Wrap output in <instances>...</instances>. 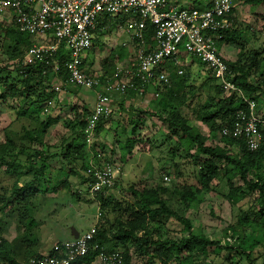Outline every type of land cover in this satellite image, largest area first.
<instances>
[{"label":"trees","instance_id":"16d2710c","mask_svg":"<svg viewBox=\"0 0 264 264\" xmlns=\"http://www.w3.org/2000/svg\"><path fill=\"white\" fill-rule=\"evenodd\" d=\"M242 3L254 6L264 4V0H242ZM200 6L198 4L196 7ZM209 6L210 4L207 5ZM231 18V27L219 31L221 38L218 46L224 42L239 48L235 59L224 58L231 72V81L246 99L254 101L256 113L264 116V74L259 70L260 66L264 65V56L255 49L245 48L243 32L248 30V27L245 25L243 29H239L236 27L239 20L234 18L233 13ZM3 25L0 22V30ZM5 30L8 35L5 52L14 64L12 69H9V65L0 66V101L8 103L9 99H19L20 104L15 108L16 117L39 122L37 129L24 130L20 138L26 139L29 143H41V137L46 130L57 122V119L51 116L40 119V113L47 109L44 107L45 102L53 93L51 77L54 76L65 84V75L63 70L55 75L52 67L44 63L22 65V56L32 41L28 35L20 33L11 25H7ZM151 32L152 28L148 26L145 34L146 43H149ZM23 47H26L24 51ZM127 55V49L120 45L109 57L111 60L123 61ZM165 68L169 84L157 88L156 105L165 115L161 118L166 123L170 135L178 138L177 143L184 140L183 155L186 157L187 151L194 150L192 156L199 168L198 186L177 187L180 203L187 209L201 203L206 193L215 190L214 181L223 179H226L228 187L224 197L231 205H237L239 201L248 197L253 198V203L248 211L238 214L235 224L228 226L231 240L222 241L201 233L198 225L194 226L189 219L175 211L163 198L167 192L165 187L155 186L149 189L143 187L138 190L130 186L127 191L131 201L125 203L123 208L112 195L98 196L99 216L96 222L95 241L105 251H120L124 264H131L129 246H134L136 252L142 257L146 256L151 264L156 261L161 264L180 263L182 259L180 255L183 253L189 262L197 264L200 258L208 257L210 252L215 250L226 251L230 256L236 257V264L242 260L245 264H257L253 250L264 238V152L262 149L254 151L248 149L241 138L221 135V129L229 127L236 111L245 108L246 105L235 94L224 95L205 64L202 68L206 75L199 85L193 83V78L185 73L186 69H182L183 73L178 74V67L172 63H168ZM114 70L115 68H110L109 64H106L102 75H110ZM257 74L260 79L256 77ZM129 93L134 94L132 91ZM197 97L198 100L193 102ZM183 107L190 112L192 122H199L207 128V135L202 134L189 118L182 114ZM88 108L87 105L81 108L75 105L71 108L73 116L67 126L68 133L60 142L58 153L43 155L35 151L28 157L27 166L19 159V156L25 153L24 146L16 149L14 142L8 138L0 143V168H4L7 174H14L17 178L10 188L9 195L6 197L0 195V214L5 212L6 207L17 204L15 228L19 230L13 240L6 239L2 235L5 222L0 219V264H31V259L42 255L39 251L38 238L33 232L38 222L34 217L35 206L31 197L39 190L37 188L39 181L46 179L45 171L51 164V158L60 157V163L64 168L62 172L65 173V178L56 180L57 184L52 187V191L57 185L66 188L72 186L70 177L78 178L79 185L86 181L89 152L84 142V129L86 117L90 112ZM120 108H123L121 104ZM102 123L96 127V137L101 131ZM215 138L218 139V143L207 144L209 139L213 141ZM118 145L120 159L125 160L127 155L132 154L135 140L128 137ZM176 151L177 149L172 154L175 155ZM38 158H41V164L36 167L35 162ZM25 168L32 173V178L20 185L19 179L26 174L23 171ZM234 176L240 179L241 185L235 186L232 183ZM171 220L182 226L180 236L173 238L158 235L157 226L166 228ZM94 254L90 253L89 259Z\"/></svg>","mask_w":264,"mask_h":264},{"label":"rangeland","instance_id":"374dc122","mask_svg":"<svg viewBox=\"0 0 264 264\" xmlns=\"http://www.w3.org/2000/svg\"><path fill=\"white\" fill-rule=\"evenodd\" d=\"M177 1L183 5L188 4V0ZM246 5L244 4V6ZM237 9L240 10L242 18L236 23V27L239 29H243L245 25L248 27V30L243 32L245 48L248 50L255 49L261 56H264V4L248 5L247 7L239 4ZM6 27L7 24L4 23L0 30V66L9 65V69H12L14 63L9 60L5 52L8 43ZM120 32V30L112 27L97 35L99 37L96 39L97 42L86 54L85 67L88 70L96 74H103L106 64H109V67L113 69L128 64V55L123 61L111 60L109 57L110 54L115 53L122 41L127 40V34ZM28 38L31 41L34 40L32 36H28ZM25 48L23 47L22 50L24 51ZM238 50L239 48L234 44L220 43V53L225 59H235ZM183 63L180 68L186 69L184 72L193 78L194 84H201L206 75V71L202 68L203 63L192 57L184 58ZM259 70L264 74V65H261ZM51 85L53 93L44 106L48 111L41 112L40 119L51 116L56 118L57 122L46 130L44 136L41 137V143H29L26 139L20 138L24 130L37 129L39 122L16 117L15 108L20 104L19 99H9L8 104L0 103V143L8 138L14 142L16 149L24 146L25 153L19 156L24 166L28 165L27 159L35 151L43 155L58 153L60 142L67 135V126L73 116L71 108L75 105L79 108L87 105L88 109H91L95 102L94 92L91 89L68 87L54 76L51 77ZM157 88L159 86H149L143 88L141 93L113 94L112 114L103 121L101 131L96 137V147L104 152L105 157L117 170V187H114L110 194L120 202L121 208H123L125 203L131 201L127 191L130 186L138 190L143 187L148 189L155 188V186L165 187L167 192L163 198L181 216L189 219L194 226L198 225L201 228V233L209 237L219 238L222 241L231 240L228 226L235 224L238 214L248 211L253 203V198L248 197L239 201L237 205H231L224 197V194L228 192V187L226 179H223L222 181H214L215 190L206 193L201 203L194 204L188 209L180 203L177 187L198 186L199 168L195 165L192 156L194 150L187 151L185 157L183 155L184 140L177 143L178 138L170 135L167 131L166 123L161 118L165 115L160 112L156 105L155 99L158 96L155 93L158 91ZM196 100L198 97L193 102ZM181 110L182 114L187 116L202 134H208V130L203 124L192 122L193 117L187 108L183 107ZM128 137L134 138L135 145L132 154L127 155L126 159L122 160L120 159L118 143H123ZM211 143H218V139L207 141V144ZM175 149L177 151L173 155ZM41 158L36 160V167L40 166ZM60 161V157L50 159L51 164L45 171L46 179L39 181L37 184L39 190L31 197L35 206L34 217L38 222V226L33 232L38 238L41 254L47 253L53 243L71 239L72 229L79 233L88 230L97 222L99 216L97 200L76 194L75 189L77 190L79 186L78 178L70 177L72 186L69 188L57 185L56 189L52 191V187L57 184L56 180L65 178V173L62 172L64 168ZM23 171L26 174L19 179L20 185L32 178V173L28 172L26 168ZM164 175L169 177L168 182L163 180ZM16 180L14 174H7L4 168H0V195L8 196L10 188ZM232 183L235 186L241 185L237 176L232 178ZM16 206L17 204H12L5 208L4 213L0 214V219L5 222V230L2 235L10 241L19 233V230L17 231L15 228L17 223ZM167 226L166 228L157 226L158 235L173 238L180 236L182 226L179 223L171 220ZM248 242H250L249 239ZM128 251L132 257L131 264H151L147 261L146 256L142 257L136 252L134 246H129ZM253 256L257 259V264H262L264 260V238L253 250ZM180 257L182 258L180 263L172 262L170 264H192L185 258L184 253ZM236 262V257L230 256L228 252L215 250L211 251L208 257L200 258L197 264H236ZM153 264L161 263L156 261ZM237 264H245V261L242 260Z\"/></svg>","mask_w":264,"mask_h":264},{"label":"built area","instance_id":"2783aa9c","mask_svg":"<svg viewBox=\"0 0 264 264\" xmlns=\"http://www.w3.org/2000/svg\"><path fill=\"white\" fill-rule=\"evenodd\" d=\"M236 0H211L197 8L175 0H0V22L32 36L22 56V65L44 63L53 73L63 70L68 87H84L94 92L95 102L86 117L84 142L89 152L86 181L75 189L98 202L117 187V170L96 147V127L112 114L113 94L141 93L149 86L169 84L168 63L178 67L192 57L205 64L224 95L235 94L245 103L236 111L221 135L244 140L248 149L264 152V116L255 103L246 99L231 81V72L220 53L219 31L232 25ZM151 26L149 43L145 34ZM114 27L127 37L128 64L117 66L110 75L96 74L85 65L87 51L97 35ZM65 56V57H63ZM155 95H158L155 93ZM47 111V109H44ZM163 180L169 181L164 175ZM96 223L88 230L51 245L49 251L30 260L31 264H124L120 251H105L95 241ZM90 253H95L89 259Z\"/></svg>","mask_w":264,"mask_h":264},{"label":"crops","instance_id":"0c3cea01","mask_svg":"<svg viewBox=\"0 0 264 264\" xmlns=\"http://www.w3.org/2000/svg\"><path fill=\"white\" fill-rule=\"evenodd\" d=\"M176 2H178L177 0H175ZM211 0H188V4H186L185 6H193L196 7L198 4H200L201 6L199 8H206L207 5L210 4ZM180 3V2H178ZM243 5V7H247L248 5L244 6V4L242 3V0H236L235 1V5H234V10H233V16L235 19L240 20V18H242V14L240 13V10L238 11L237 6L238 5ZM183 5V4H182ZM243 13V12H242ZM220 48V47H219ZM221 52V51H220ZM1 104H3V102L0 101ZM6 103V102H5ZM8 104V103H7ZM2 107H5L4 105H2ZM92 108L90 109L91 112ZM78 232V231H77ZM79 233V232H78Z\"/></svg>","mask_w":264,"mask_h":264},{"label":"water","instance_id":"95a60500","mask_svg":"<svg viewBox=\"0 0 264 264\" xmlns=\"http://www.w3.org/2000/svg\"><path fill=\"white\" fill-rule=\"evenodd\" d=\"M78 232L74 229L71 230V238H77Z\"/></svg>","mask_w":264,"mask_h":264}]
</instances>
